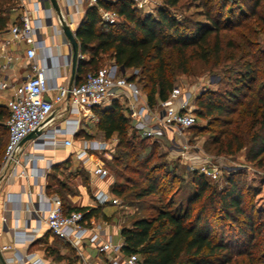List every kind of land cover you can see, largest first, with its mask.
I'll return each instance as SVG.
<instances>
[{
  "label": "trees",
  "instance_id": "trees-1",
  "mask_svg": "<svg viewBox=\"0 0 264 264\" xmlns=\"http://www.w3.org/2000/svg\"><path fill=\"white\" fill-rule=\"evenodd\" d=\"M160 1L155 14L147 15H140L130 0L100 1L90 7L77 30L80 53L89 59L79 60L76 83L89 72L106 69L102 64L109 60L120 72L131 71L127 78L157 109L176 87V76L190 73L191 63L201 60L210 66L209 72L222 74L216 83L222 86L202 92L196 101L195 114L205 121L198 131L209 134L204 142L207 152L234 161L243 154L255 170L264 172V56L256 39L264 31V0H191L202 9L206 23L179 19L174 10L183 0ZM18 6L19 0H0V33L13 23ZM99 7L116 11L119 21L104 23ZM254 18L255 24L248 21ZM93 111L106 139L118 137L117 163L129 158L125 170L145 182L143 186L129 177L131 187L116 185L111 193L139 201L155 196L160 204L156 215L140 217L121 229L125 255L138 254L144 264H264L263 175L249 176L247 169L224 173L225 186L219 190L193 172L192 192L185 190L176 201L168 191L185 179L165 164L150 165L158 142L142 138L116 101ZM8 118L0 106V130H5L0 133V162L8 142ZM64 207L82 211L87 220L100 216L102 208L69 209L65 203ZM217 227L232 232L222 231L217 239ZM228 235L242 238V245L237 247L236 239L229 241ZM53 254L64 260L57 251Z\"/></svg>",
  "mask_w": 264,
  "mask_h": 264
},
{
  "label": "built area",
  "instance_id": "built-area-1",
  "mask_svg": "<svg viewBox=\"0 0 264 264\" xmlns=\"http://www.w3.org/2000/svg\"><path fill=\"white\" fill-rule=\"evenodd\" d=\"M29 1V0H28ZM46 0H36L32 8L25 7L20 19L11 23L6 31V37H0V71L6 72L12 64L20 60L16 48L24 46L25 58L28 61L30 73L20 84H13L6 79L0 81V90L8 92L6 107L9 118L6 121L8 142L5 147L3 160L0 164V178L6 174L10 167L18 165V155L21 151L22 141L35 131H42L44 125L56 110V106L68 102L70 113L74 118L64 125L55 128L49 133H44L34 139L33 149H45L49 147H65L74 149L75 158L83 165H92V173L104 178L108 171L104 163L98 157L100 154H108L110 143L96 140L83 139L76 145V138L80 131L83 117H92L93 108L112 105L118 102L126 105L129 112L132 128L142 137L156 142L168 137L174 146L182 154L188 150V144L183 141L184 134L191 129L197 120L192 106V93L186 89L175 87L169 98L160 103L157 109L151 108L144 101V94L136 82L127 76L117 75L111 68L100 69L97 72H89L81 83H75L69 87L53 83L57 78L58 69L50 68L47 59L50 55L49 46L46 44L45 30L52 28V40L58 35L64 34V30L53 23L54 8L45 5ZM68 2V0H58ZM100 1L118 2L124 0H87L89 6H98ZM136 7H153L150 0H130ZM25 5V4H24ZM157 6V4H154ZM101 20L113 25L120 19L118 13L113 10L98 9ZM71 50L70 42L64 43ZM39 52L44 54L43 61L38 59ZM64 56L66 64L70 62L69 55ZM80 60L84 55L79 54ZM134 73H138L135 71ZM28 159L32 162L30 173L32 176H43L46 169L37 168L36 163L41 157L32 154ZM234 163L215 162L211 158L200 159L195 165H190L193 170L203 175L211 182H218L224 173H231L241 169ZM22 176H28L23 170ZM97 206H119V198L110 192L99 191L95 195ZM40 204L41 207H40ZM37 224L28 228V222L23 227L11 228L13 244L31 241L37 237L43 226H46L55 237L68 241L73 247H80L85 239H88L98 253L109 257V264H144L138 254L125 255L123 243L113 242L112 236L100 225H90L82 211L70 210L64 207V203L58 196L46 197L45 193H39V206L37 210ZM7 224V219L3 218ZM12 245L0 247L2 253L12 250ZM7 262L9 261L6 258ZM13 260L22 264H48L46 260L36 252L26 255L15 253Z\"/></svg>",
  "mask_w": 264,
  "mask_h": 264
},
{
  "label": "crops",
  "instance_id": "crops-1",
  "mask_svg": "<svg viewBox=\"0 0 264 264\" xmlns=\"http://www.w3.org/2000/svg\"><path fill=\"white\" fill-rule=\"evenodd\" d=\"M35 1L36 0H19V6L18 9L15 10L12 22L14 23L20 19L24 6L32 8L33 2ZM150 1L153 2V7L148 12H146V14H153L158 7V2L155 0ZM154 4H157V6H154ZM45 5L47 7L52 6L49 0L45 1ZM59 5L61 14L59 15L56 11H54L53 23L58 27L63 28L62 21H64L73 32H75L80 26L81 22L85 18L87 10L92 7L89 6L87 0H68V2L61 1L59 2ZM146 8V10L149 9V7ZM45 33L46 44L50 48V55L47 59V64L50 68L58 69L57 71L59 73L57 78H53V83L69 86L72 67L71 62L66 64L64 59V56L71 52L70 48L64 45V43L68 42L69 40L65 34L58 35L52 40V28H47ZM6 35L7 34L5 32L0 33V37H6ZM16 50L20 55V60L17 63L12 64L8 71H0V81L7 78V80L13 84H20L30 73L28 61L25 58L24 46L21 45V47L16 48ZM43 58L44 54L39 52L38 59L43 61ZM84 59H89V57L84 56ZM109 68H111V70L117 75L126 74V76H128L126 71L120 72L119 68L114 63H112ZM7 96V91L0 90V106L6 107ZM3 101L5 102L3 103ZM144 101L148 103L145 94ZM110 106L111 105L104 107ZM121 106L123 108L124 115L130 120L126 105ZM93 115L95 116L94 118L88 116L82 118L80 131L78 133L83 135V137L80 136L79 138H76V145H78L79 141L83 139L96 140L98 142L108 141L110 144L112 140H118L116 135L110 139H106L104 133L99 131L97 128L99 118L95 113ZM51 117L52 118H49L50 120H48V122L44 125L41 134H43V132L49 133L55 128L64 125L66 121H70L74 118V116H72L70 113L68 102L56 106V110ZM93 126H95L96 129L94 132ZM33 141L34 139L22 143L21 151L18 155L20 163L18 165L13 164L10 167L8 171L10 172L13 170L10 175L6 174L3 179V176L0 178V247L5 245H12L14 247L12 250L3 253L5 258L9 260L8 264H22L19 261L13 260L15 253H18L19 255H26L33 252L41 255L48 264H109V257L107 255L98 253L97 249L92 244H90L88 239H85L80 247L75 248L68 241L60 238L58 239V237L53 236L46 226L41 228L37 237H35L33 240L13 244L11 228L23 227L26 225V222H28V228H33L36 226L37 210L39 206V193L43 192L45 193L46 197L49 198L58 196V193L54 191L53 184L50 183V180H57V177L61 178L65 171H70V166L72 167L74 164L81 165L89 174L88 176L90 178V185L80 186V195L71 197V202L67 203L66 205L67 208L76 209L84 207L87 208V211H90L93 208L96 209L99 207L95 201L96 193L99 191L111 193L108 186V180L106 181L101 177L95 176L92 173V165H83L75 158L74 152L76 151V147L74 149H68L65 147H49L37 150L33 149ZM32 154L41 157V159H39V161L36 163V166L37 168L46 169L47 173L45 175H31L30 168L32 166V162L28 159V157L32 156ZM241 156L243 157L244 155L241 154L237 156L236 159H239ZM226 159L230 160V158ZM55 167L58 168L55 169ZM23 170L28 172V176L24 177L21 175ZM60 183H63L62 187H65L64 189H69L65 182ZM89 191L93 193L92 196H89ZM41 205L42 204H40V207ZM109 207L114 206L107 205L102 207L100 215H107L109 212L107 211V208ZM3 218L7 219V224L3 223ZM99 218L100 216H94L88 220V222L90 225H100L104 227L112 236L113 242L123 243V238L121 236V229L123 226L118 224L114 218L111 220L108 218H102V220H99ZM117 219L119 218L117 217ZM41 245H45L46 249H50L52 254L51 252L45 254L42 250H40L39 247ZM55 251L63 256L64 260H57L56 255L53 254ZM73 253L76 255L75 260H73L72 257Z\"/></svg>",
  "mask_w": 264,
  "mask_h": 264
},
{
  "label": "rangeland",
  "instance_id": "rangeland-1",
  "mask_svg": "<svg viewBox=\"0 0 264 264\" xmlns=\"http://www.w3.org/2000/svg\"><path fill=\"white\" fill-rule=\"evenodd\" d=\"M158 2V6L161 5L160 0H155ZM238 1V0H235ZM149 7H151V4H147ZM237 5V4H236ZM136 6V5H135ZM138 13L140 15H147L146 12V6L143 7H137ZM174 13L177 15L179 19H183L184 17L190 18L192 21H199L206 23L207 20L205 16L203 15L202 9L199 8L197 3L191 2V0H183L182 3L179 5L177 9L174 10ZM155 14V12L153 13ZM250 23L255 24L257 20L249 19ZM255 27V25L253 26ZM244 33L247 32L244 29L242 30ZM257 39V49H259V52L263 54L264 56V31L260 34H258ZM225 40V38H224ZM112 62L109 60H105V62L102 64V68H109L111 66ZM210 66H207L204 62L201 60H195L191 63V72L188 74H178L176 76V87H180L183 89H186L187 91H190L193 95L192 97V106L194 110L197 109L196 107V101L198 97L201 95L202 92L213 89L217 90L222 85H217L216 83L221 78V73H219L217 70L214 72H209ZM131 74V71L128 72V76ZM141 89V88H140ZM142 90V89H141ZM143 92V91H142ZM144 93V92H143ZM5 101H3L4 103ZM3 110L6 112L7 115H9L8 110L5 106H2ZM205 124V121H202L198 116L196 120V125L194 128H191L185 132V136L183 141L188 144V150L186 153L182 154L177 149L174 150L172 148L174 144L172 141L165 137L161 141L158 142V147L156 149L155 158L150 162V165H163L165 164L167 169H169L171 172L175 171L179 177H183L185 179V183H177L174 188L170 189L168 191V197L172 196L176 201H178L185 190L192 192L190 189V177L193 172V170H189L188 167L190 165H195L200 159H203L205 157L213 159L215 162H223V163H234L238 166H241V169H247L249 171V176L251 174H256L257 176L263 175V171L255 170L256 168L253 167L251 164L247 163L245 160V157L241 156L239 159L234 160H227L224 156H214L213 154H209L205 148V140L207 139L208 135L207 133H200L198 129ZM93 132L96 131L95 126H93ZM5 130H0V133L3 134ZM151 142H154L153 140H150ZM118 140H112L110 145V150L108 151V154H100L98 157L101 159V162L104 163L105 169L108 171L107 176L103 178V180H108V186L109 190L111 191L114 186L116 185H130L127 187H131L132 184L128 183L129 177L133 179V181H137L136 183H139L140 185H145V182L140 179L139 175L127 172L125 170L126 167V160L129 159L127 157H122L120 163H117V158L119 157V147H118ZM3 160V158H1ZM1 160V162H2ZM0 162V163H1ZM89 174L84 170V168L81 165H72L70 166V171L67 170L63 173L61 178L57 177V180L52 179L50 180V183L53 184V189L56 193H58V197L62 199V201L67 205V203L71 202V197L73 196H79L80 195V186H88L90 185V178L88 176ZM248 175V173H247ZM244 176V175H243ZM248 177V176H246ZM140 181V182H138ZM60 182H65L66 186L69 189H64L65 187H61ZM214 186H217L218 189H222L224 184V179L221 178L218 182H211ZM183 187V188H182ZM178 190V192L176 191ZM132 188H130L127 193H131ZM92 192L89 191V196H92ZM261 199V198H260ZM157 197L150 196L148 198H145L143 200H136L133 197L124 198L120 197V205L109 207L107 208L108 219L111 220L112 218L116 219L118 224H121L123 227L129 226L132 224V222L135 219H138L140 217H148L152 215H156L158 210L160 209V204L157 202ZM257 201V200H256ZM264 204V202H263ZM264 206V205H263ZM176 207L173 206V209ZM101 209V208H100ZM117 217L119 219H117ZM263 217V216H262ZM105 219L104 215H100L99 220ZM217 231V232H216ZM222 231H225L226 235L228 233L232 232V229L226 228V230H223V228L217 227L215 232L217 235V239H220V235ZM230 231V232H229ZM228 232V233H227ZM228 240L232 241L235 237H231V235H228ZM236 239V240H235ZM235 242L237 247L242 245V238H235ZM40 250H42L45 254L48 252H51V250H45L46 246L41 245L39 247ZM48 249V248H47ZM75 253L72 254L73 260H75Z\"/></svg>",
  "mask_w": 264,
  "mask_h": 264
},
{
  "label": "water",
  "instance_id": "water-1",
  "mask_svg": "<svg viewBox=\"0 0 264 264\" xmlns=\"http://www.w3.org/2000/svg\"><path fill=\"white\" fill-rule=\"evenodd\" d=\"M53 6V8L55 9V11L60 15L61 14V10H60V5H59V1L58 0H49ZM63 24V30H64V34L67 37V39L69 40L70 44H71V54L69 55V59L71 62V67H72V71H71V80H70V84L69 87H71L74 83H75V76H76V72H77V66L80 60L79 54H80V50H79V42L77 40V30L76 29L75 32L72 31V29L66 25V23L64 21H62ZM123 72H125L124 69H122ZM52 117H50L51 119ZM49 119V120H50ZM41 131H35L31 134H29L23 141L22 143H24L25 141L28 140H32L37 138L38 136L41 135ZM0 264H8L4 254L2 253L1 249H0Z\"/></svg>",
  "mask_w": 264,
  "mask_h": 264
}]
</instances>
